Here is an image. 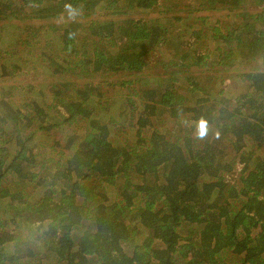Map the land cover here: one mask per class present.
Listing matches in <instances>:
<instances>
[{
  "label": "trees",
  "instance_id": "obj_1",
  "mask_svg": "<svg viewBox=\"0 0 264 264\" xmlns=\"http://www.w3.org/2000/svg\"><path fill=\"white\" fill-rule=\"evenodd\" d=\"M0 28V264H264V0H0Z\"/></svg>",
  "mask_w": 264,
  "mask_h": 264
},
{
  "label": "rangeland",
  "instance_id": "obj_2",
  "mask_svg": "<svg viewBox=\"0 0 264 264\" xmlns=\"http://www.w3.org/2000/svg\"><path fill=\"white\" fill-rule=\"evenodd\" d=\"M224 13H221V12H218V18H220V17H222V15H223ZM92 17V16H91ZM92 18H95V17H92ZM214 18H217V16L214 14V17H213V19ZM69 18H67V17H65V16H59V17H54V18H52V19H50V20H46V21H41V20H38V21H32V22H30L31 24H29V25H35V23L36 24H38L39 26H40V31H39V33L37 34V35H34V38H36V39H39V38H37V37H42L41 39H49V36L50 35H47V32L49 31H47V32H45L44 31V29H43V27H45V26H47L48 24H53V23H55V22H62V21H65V20H68ZM14 23L16 24V23H20L19 21H15L14 20ZM23 28V27H22ZM0 34H1V36H2V38H1V40H2V44H5L6 45V43H8V42H10L11 41V38L13 37L12 36V34H11V32H7V31H4L3 29H1L0 28ZM49 34H51V32L49 33ZM31 47H32V51H28L27 49H23V48H17V50H20V51H22V53H27V54H29V56H31V54H36V53H34V52H36V51H38L36 48H35V45H31ZM40 65L41 66H45V64L41 61L40 62ZM38 70H40V66H38V68H37ZM42 69V68H41ZM44 69V68H43ZM42 71H44V70H42ZM44 76V74L43 73H41V75H40V77L39 78H42ZM8 77V76H7ZM19 77H20V74H18L15 78L13 77V79L12 78H10V77H8V78H6V79H0V85H4V84H7V83H9V82H17V81H19ZM43 82H45V79H43ZM47 83L48 82H45L44 84L45 85H47ZM114 96H116V95H114Z\"/></svg>",
  "mask_w": 264,
  "mask_h": 264
},
{
  "label": "clouds",
  "instance_id": "obj_3",
  "mask_svg": "<svg viewBox=\"0 0 264 264\" xmlns=\"http://www.w3.org/2000/svg\"><path fill=\"white\" fill-rule=\"evenodd\" d=\"M65 8L66 10L69 11L70 17L75 15L76 9H74L71 5H65ZM197 127H198V136L200 138H203V136L206 135L207 132L206 122L203 120L198 121Z\"/></svg>",
  "mask_w": 264,
  "mask_h": 264
}]
</instances>
